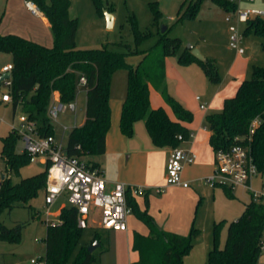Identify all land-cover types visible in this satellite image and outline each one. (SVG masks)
<instances>
[{"label":"trees","instance_id":"obj_1","mask_svg":"<svg viewBox=\"0 0 264 264\" xmlns=\"http://www.w3.org/2000/svg\"><path fill=\"white\" fill-rule=\"evenodd\" d=\"M50 21L54 38L52 46H47L19 34L0 32V53L12 55L11 95L14 112L20 105L29 120L36 122L42 135H53V124L48 116V108L54 93L58 92L61 101L74 104L79 76L84 74L86 83L85 121L74 127L69 133L64 147L70 156H100L106 152V135L111 125L110 89L113 74L118 69L128 72L127 94L122 105L120 128L124 135L132 137L134 124L143 120L146 129L157 147H176L181 141L178 135L187 139L189 128L184 124L194 118L193 112L173 96L167 88L165 61L167 57L178 56L181 64L197 63L210 81H220L216 59L202 61L196 58L191 49L183 47V39L170 37L169 27L159 31V45L146 53L138 47L151 35V29L141 30L133 20V31L137 48L116 51L107 45L98 48H79L76 44L78 19L70 15L71 0H32ZM227 11H233L237 2L231 0H213ZM99 5V0H95ZM187 8L178 12L177 21L193 19L200 7V0L188 1ZM99 9V8H98ZM110 12V10H109ZM161 11L155 9V20ZM135 19V18H133ZM245 33H255L264 37V18L254 17L246 22ZM264 50V40L261 42ZM145 54L137 64L128 57ZM0 84V93L1 86ZM158 90L166 103L172 108L176 119H172L164 107L153 108L150 103V86ZM260 122L252 135L251 153L258 167L264 169V66L253 64L251 78L244 79L235 95L224 101L221 111L206 116V126L211 131L210 143L215 150L226 149L235 143H246L250 125L255 118ZM21 135L11 130L2 137L0 159L6 165L5 178L0 181V216L5 210L25 205L32 210L31 201L41 190L45 192L47 184L46 169L30 176L22 177L18 182L11 174L20 175V169L30 163L28 153L17 152L16 144ZM93 166L100 164L87 160ZM231 198V187L224 186ZM149 189H145V208L141 209L130 188L127 202L131 212L149 229L148 235L136 232L132 249L139 258L131 264H184V257L191 251L199 228L193 221L187 234L164 230L149 212ZM33 216L40 213L33 211ZM223 221L215 223L214 244L209 251L205 264H258L262 254L264 232V197L255 200L253 196L237 220L228 224L225 245L219 244V232ZM28 222H18L7 227L0 219V239L19 242L22 230ZM77 221L75 207L63 208L60 222L47 225L45 236L46 253L42 257L46 264H94V252L82 245L73 254L82 235ZM98 240L97 236L93 241ZM99 241V240H98Z\"/></svg>","mask_w":264,"mask_h":264},{"label":"rangeland","instance_id":"obj_2","mask_svg":"<svg viewBox=\"0 0 264 264\" xmlns=\"http://www.w3.org/2000/svg\"><path fill=\"white\" fill-rule=\"evenodd\" d=\"M190 0H99V5L95 0H71L70 15L78 19V29L76 33V44L79 48H98L107 45L116 51H126L128 44L131 49L137 48L133 31V20H136L141 30L151 29L150 37L138 48L146 53L153 52L159 45L161 28L166 25L170 28V37L179 36L183 39V47L189 44L196 46L207 58H216L220 69L224 72L225 66L236 59L238 52L230 46V30L227 16H231V22L237 24L239 34L242 36L241 46L245 49V55H251L249 65V75L251 78L253 64L264 66V50L261 42L264 37L255 33H245V22H239L237 14L241 10L261 9L264 10V0H236L237 7L233 11H227L213 0H200V7L197 15L193 19L177 21L178 12H183ZM25 2V1H24ZM99 8V9H98ZM158 8L161 14L155 20V9ZM113 15V26L107 27L105 11ZM0 25L6 28H20L21 24L31 27L29 37L45 45L52 46L54 38L51 28L34 12H29L19 0H0ZM135 18V19H133ZM133 56V55H132ZM130 56L128 59L135 64L136 58L140 55ZM178 56H172V61H177ZM12 61L9 53H0V73L3 67ZM128 72L126 69H118L112 77L111 89L115 94H127ZM7 89L2 84L1 94ZM201 93L200 90L196 91ZM59 94H54V98ZM86 93L85 86L78 82L74 109L68 107L61 112L57 119H52L53 135L58 144L65 147L71 130L81 125L85 118ZM23 114L19 105L14 112L12 102L0 100V151L2 148V137L14 128H21L20 116ZM143 121V120H142ZM136 124L133 136L142 140V137L149 140V134L143 122ZM137 125H141V132ZM64 126H67L65 130ZM132 136V137H133ZM137 137V138H136ZM151 141V140H149ZM25 142L23 137H19L16 150L23 152ZM46 169V165L41 162H30L20 169V175L11 174L12 180L18 182L22 177L30 176ZM6 165L0 159V181L3 174H6ZM107 176L114 172L111 163L107 164ZM106 179V178H105ZM206 184V185H205ZM204 191L206 195L194 201L195 223L199 228V234L194 239L191 251L184 257V264H205L208 261L209 251L214 244L215 223L223 221L219 232V244L224 246L227 238L228 224L241 215L244 209V202L252 197V191L248 188L236 185L232 187L234 197L227 195L222 185L215 188L206 183ZM263 178L261 176L252 179L254 190L262 189ZM209 188H208V187ZM156 196L152 200L150 213L154 216L166 217L169 214L171 219H175L177 214L172 212L173 207L161 202V195L154 192ZM158 196V197H157ZM143 202V198H139ZM184 209L192 204L190 196H182ZM32 210L40 213L39 217L33 216V212L25 205H19L11 210H5L0 219L7 227H13L18 222H28L23 228L21 240L13 242L0 239V264H33L35 259L37 264H45L42 257L46 253L45 236L47 225L45 219L58 220L63 208L71 207L67 194L61 197L50 207V214L47 215V205L44 201V191L41 190L36 198L31 201ZM169 207V208H168ZM130 219V216H129ZM100 214L94 212L89 219L87 227L82 229V235L78 246L72 257L78 252L82 245H91L93 237L97 236L100 245L94 250L96 261L94 264H130L131 256L134 252L130 248L129 240L131 231L110 230L99 226ZM264 238V232H263ZM258 264H264V249Z\"/></svg>","mask_w":264,"mask_h":264},{"label":"crops","instance_id":"obj_3","mask_svg":"<svg viewBox=\"0 0 264 264\" xmlns=\"http://www.w3.org/2000/svg\"><path fill=\"white\" fill-rule=\"evenodd\" d=\"M19 1L27 11L33 12L26 6V0ZM34 13L40 16L51 28L49 19L41 11ZM19 27L6 28L0 25V32L2 34L15 33L26 38L32 37L29 35L31 27L28 28L24 24H21ZM245 54L246 51L242 54L238 53L236 55L237 58L225 66L224 72L220 69L222 77H220V81L217 83L210 81L200 65L195 62L181 64L178 62V59L177 61H172V56L166 58L165 67L168 91L194 114L191 122L184 123L193 135L179 144L183 148L191 149L196 154L195 162L186 165L183 171V178L190 182L188 187L166 185L165 183L166 166L172 147L155 146L150 135L149 140L151 141L145 139V137H142L143 139L140 141L138 139H132L135 138L134 136L127 137L122 133L120 118L126 94H114L113 91H110L111 125L106 135V152L100 156H86L83 158L100 164L99 166L104 178H106V186L108 189H112L118 181L125 182L128 185L142 187L143 189H149V212L151 211L152 200L156 198L153 191L156 192L157 187H163V192L158 193L161 195V202L167 206L170 205L169 207H173L172 212L177 214L175 219H171L169 214L164 218H159L152 213L158 225L164 230L187 234L193 221H195L193 210L194 201L198 199V205L201 198L206 195V192L203 190L205 178L214 171L215 167V151L210 143L211 131L206 126V116L210 113L221 111L225 99L235 95L240 83L249 75V65L252 57L251 55ZM144 56L145 54H140V57L138 59L136 58L134 65H137ZM11 63L12 61L9 62V64ZM83 86H85V93H87L86 85ZM198 90L201 93H197L196 91ZM55 94L58 95V92H55ZM150 103L153 108L164 107L169 116L172 119H176L172 108L166 103L162 94L152 85L150 86ZM85 118L81 122V125L84 123ZM138 122H143L145 125L142 120L136 121L134 129L136 124H141ZM137 126L141 132V125ZM38 162L45 164L43 161ZM108 163H111L114 167V172L109 174V176H107L106 172ZM213 187L215 188V186ZM134 196L141 209H144V194ZM182 196H190L191 198L192 204L190 206L188 205L187 209H184L183 200L180 199ZM140 197L143 198V202L140 201ZM247 202H244V207ZM129 216L128 229L125 231L132 230L129 246L134 252L130 260L133 262L139 258L138 252L132 249L134 235L136 232L148 235L149 229L132 212Z\"/></svg>","mask_w":264,"mask_h":264},{"label":"built area","instance_id":"obj_4","mask_svg":"<svg viewBox=\"0 0 264 264\" xmlns=\"http://www.w3.org/2000/svg\"><path fill=\"white\" fill-rule=\"evenodd\" d=\"M235 1L236 0H231ZM253 1V0H252ZM26 6L33 12H38V6L32 0H26ZM254 17L264 18V10L253 8L241 10L237 14L239 22H247ZM230 30V46L242 54L245 49L241 46L242 36L239 34L238 26L231 22V16H227ZM12 63L3 67L2 73L11 72ZM78 82L86 85L87 79L84 74L79 76ZM3 84L7 89L2 93L1 100L11 102L12 98L8 91L11 86V78L6 79ZM55 94V93H54ZM69 104L60 100L59 96L54 98L48 108L50 119H57L61 112H64ZM203 107V106H202ZM21 128H14L25 142V151L28 153L30 162L43 161L48 164L47 184L44 192V201L47 205L46 214H50V207L61 197L67 194L72 207L77 209V221L81 228L89 224V219L94 212H99V226L125 231L128 229V217L131 208L127 202V192L130 188L133 195H141L142 187L128 185L118 181L112 189L106 186V180L99 167L88 163L86 159L79 156L66 154L64 147L58 144L54 135H42L37 130L36 122L29 120L23 113L20 116ZM260 119L255 118L250 125V132L247 137H242L246 143H235L229 148L215 150L214 171L205 178V182L212 185H224L233 187L241 185L252 191L255 200L264 197V169L261 170L254 161L251 153V138ZM65 130L67 126H64ZM193 134L190 132L189 136ZM178 140H186L184 135L179 134ZM196 154L191 149L181 146L172 147L166 166V185H180L188 187L190 182L183 178V171L186 165L193 164ZM261 176L263 178L262 189L254 190L252 179ZM163 187H157L156 192L162 193ZM48 225L60 222L58 220L45 219ZM264 249V240L262 250ZM33 264L38 261L32 259ZM45 262V259H44ZM46 264V262H45Z\"/></svg>","mask_w":264,"mask_h":264},{"label":"water","instance_id":"obj_5","mask_svg":"<svg viewBox=\"0 0 264 264\" xmlns=\"http://www.w3.org/2000/svg\"><path fill=\"white\" fill-rule=\"evenodd\" d=\"M105 16H106V20H107V27H108V28H111V27L113 26V20H114V17H113V15H112L110 12H108V11H105ZM166 28H167V26L164 25V26L161 28V31H165ZM187 47L191 49L192 54H193L196 58H198V59H200V60H202V61H206V60H207V57H205V56L201 53V51H200L196 46H194L193 44H189ZM10 77H11V73H10V72L1 73V74H0V84L3 83L6 79H9ZM69 107H70L71 109H74V104L69 105ZM2 178H5V174H3ZM99 245H100L99 241H98V240H95V241H93V243H92L91 245L88 246V250H89L90 252H94V250L96 249V247H98Z\"/></svg>","mask_w":264,"mask_h":264}]
</instances>
